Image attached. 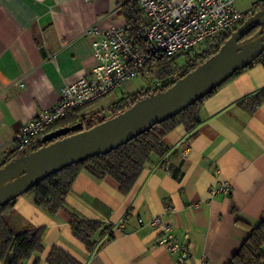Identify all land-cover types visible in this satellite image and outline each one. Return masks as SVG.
<instances>
[{"label": "crops", "instance_id": "1", "mask_svg": "<svg viewBox=\"0 0 264 264\" xmlns=\"http://www.w3.org/2000/svg\"><path fill=\"white\" fill-rule=\"evenodd\" d=\"M120 10L117 0H0V164L18 128L94 67L93 37L83 29L124 23ZM262 87L264 66L254 62L205 97L198 124L190 132L181 124L169 131L165 155L149 158L127 194L111 177L81 171L55 214L24 194L16 197L6 214L11 229L44 227L42 250L23 264H48L53 247L81 264H178L145 224L157 214L180 240L188 233L194 253L184 264H227L264 223V102L252 112L237 105ZM223 181L230 196H210L209 187ZM72 215L111 225L95 236L91 253L72 235Z\"/></svg>", "mask_w": 264, "mask_h": 264}, {"label": "trees", "instance_id": "2", "mask_svg": "<svg viewBox=\"0 0 264 264\" xmlns=\"http://www.w3.org/2000/svg\"><path fill=\"white\" fill-rule=\"evenodd\" d=\"M117 2L120 6V14L124 19L125 28L130 38L137 44L142 52L148 54V68L152 72L153 70L156 71L155 75L157 81L163 82V84L154 89L142 90L141 92L132 94L131 96L134 100L131 98L132 102L129 105L126 104L127 98L130 99L129 97L118 100L111 109L112 115L127 109L132 104L146 99L161 90H165L180 77L196 69L217 54L232 33H221L204 43L203 47L199 49V52H195L186 62L181 75L175 80L167 81L173 74V66L178 56L156 53L151 48H148V45L142 37V24L144 18L137 2L133 0H117ZM262 28H264V24L251 29L241 41L252 37ZM254 62L264 66V53ZM238 72H240V70L234 72L219 86L193 102L184 110L154 125L148 131L104 154L74 163L49 175L26 190L23 194L29 197L36 206L44 208L50 214H55L59 209L65 208V197L70 190L72 182L81 171H86L97 179L109 176L118 183L119 191L122 194H127L133 187L138 175L149 158L153 155L162 158L165 155L167 151L164 140L165 135L179 124L183 125L187 132L193 130L200 120L199 112L202 100L233 78ZM94 102L67 111L64 116L50 123L45 128L44 133L47 134L52 131L78 126L76 130L66 134L68 135L81 131L84 125H87L85 128H89L103 121L105 118H99L97 114H95V122L92 123H89V121L87 122L85 118H80V113ZM262 102H264V87L239 100L237 105L248 112H252ZM63 136L65 135L60 137ZM39 147H41V145L31 148L28 152ZM23 154H25V152H17L13 149L7 154L4 161L0 164V167ZM171 174L174 178H177L180 172L178 169H173ZM14 200L15 199L0 206L1 264H23L33 253L40 252L43 248L42 237L44 234V227H30L21 232H14L11 229L6 214L12 209ZM70 228L72 235L84 244L87 252L91 253L98 244L95 240V236L97 234L101 235L109 232L111 225H104L100 221L83 219L76 215H72ZM111 237L112 234L109 233V238ZM46 261L48 264H81L70 254L58 247H53L50 250ZM34 264H37V262ZM227 264H264V223L261 222L250 230L247 239L232 255Z\"/></svg>", "mask_w": 264, "mask_h": 264}, {"label": "built area", "instance_id": "3", "mask_svg": "<svg viewBox=\"0 0 264 264\" xmlns=\"http://www.w3.org/2000/svg\"><path fill=\"white\" fill-rule=\"evenodd\" d=\"M133 1L137 2L144 18L142 37L148 48L156 53L185 55L179 67H185L202 44L221 33L233 32L247 17L258 11L252 9L242 13L236 5L238 0ZM261 1L257 0L255 5ZM81 34L93 37L91 49L94 67L88 75L64 85L53 106L39 111L18 128L13 138L15 151L28 153L31 148L42 146L45 128L67 111L109 95L131 78L152 73L148 68V54L142 52L130 38L124 23L106 29L88 26ZM180 75L181 72H173L167 81L175 80ZM186 151L184 147L183 152ZM209 194L228 197L231 186L227 181L218 182L209 187ZM167 210L169 206L165 207ZM138 223L141 225L144 221L138 219ZM145 224L157 231L156 243L165 247L178 264H184L193 255L194 246L189 241L188 233H184L180 240L164 214L154 215Z\"/></svg>", "mask_w": 264, "mask_h": 264}, {"label": "water", "instance_id": "4", "mask_svg": "<svg viewBox=\"0 0 264 264\" xmlns=\"http://www.w3.org/2000/svg\"><path fill=\"white\" fill-rule=\"evenodd\" d=\"M264 8L247 17L217 54L175 83L127 109L78 132L60 129L42 137L43 145L0 167V206L15 199L49 175L74 163L104 154L148 131L219 86L234 72L251 65L264 53ZM65 135L63 137H60Z\"/></svg>", "mask_w": 264, "mask_h": 264}, {"label": "rangeland", "instance_id": "5", "mask_svg": "<svg viewBox=\"0 0 264 264\" xmlns=\"http://www.w3.org/2000/svg\"><path fill=\"white\" fill-rule=\"evenodd\" d=\"M257 0H238L236 2V5L238 9L242 13H246L249 10L257 9L260 10L262 7H264V0L261 1L260 4L255 5ZM204 44H202L200 47H198L196 50L199 52V49L203 47ZM185 60V55H180L176 58L175 64L173 66V72H182L183 67H179L183 61ZM156 71L153 70L152 73L145 76H138L129 79L125 83H123L120 87H118L115 91L110 93L109 95L97 100L93 104H91L88 108L84 109L80 113V118H85V120L89 123L95 122V114L99 116V118H104L107 114L112 112V107L114 106V103L118 100L122 99L123 97H129L127 98L126 104L128 105L132 98V94L141 92L142 90L151 89L152 87H160L163 82H157ZM151 95V93H150ZM132 98V99H131ZM134 100V99H133ZM144 100V99H142ZM92 119V120H91ZM87 125H84V129H86Z\"/></svg>", "mask_w": 264, "mask_h": 264}]
</instances>
